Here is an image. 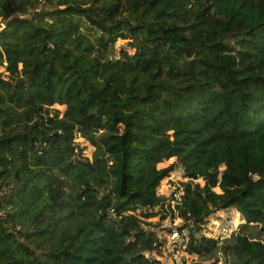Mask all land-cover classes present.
Listing matches in <instances>:
<instances>
[{
    "label": "trees",
    "instance_id": "obj_1",
    "mask_svg": "<svg viewBox=\"0 0 264 264\" xmlns=\"http://www.w3.org/2000/svg\"><path fill=\"white\" fill-rule=\"evenodd\" d=\"M153 217L264 264V0H0V264H160Z\"/></svg>",
    "mask_w": 264,
    "mask_h": 264
},
{
    "label": "rangeland",
    "instance_id": "obj_2",
    "mask_svg": "<svg viewBox=\"0 0 264 264\" xmlns=\"http://www.w3.org/2000/svg\"><path fill=\"white\" fill-rule=\"evenodd\" d=\"M119 46L120 43H116ZM2 69V68H1ZM57 109H59L60 113H62L65 109V106L55 105ZM81 145L84 147L83 153L88 157L91 156L92 147L88 144L87 141H83L81 137L76 139ZM172 158L169 159L166 163L159 164L160 167H166L172 162ZM186 178L182 176L180 171H172L169 177L164 178L161 181L160 187L158 188V193L161 195L168 196L172 193L179 195L182 193V182H185ZM213 191L218 196L221 191L219 187L213 188ZM219 218H211L208 226H207V235H211L213 237H217L219 240L229 239L232 237L233 233H236L240 230V224L243 223V219L240 213L235 209L229 210H220ZM148 221L152 223L159 222L157 227V234L165 237L166 243L162 246V254L157 255L154 253L155 257L160 260V264H195L198 260L196 256L192 254H187L183 251L182 248L178 245L176 248L174 245H170L169 236L166 228L170 227V229H175L180 224V219L176 218L175 220L170 221L167 219L166 228L163 227V221L159 220L158 217H153L148 219ZM157 226V225H156ZM221 264V263H217Z\"/></svg>",
    "mask_w": 264,
    "mask_h": 264
},
{
    "label": "built area",
    "instance_id": "obj_3",
    "mask_svg": "<svg viewBox=\"0 0 264 264\" xmlns=\"http://www.w3.org/2000/svg\"><path fill=\"white\" fill-rule=\"evenodd\" d=\"M163 227L166 228L167 225V219L163 220ZM170 228V227H168ZM168 236H169V242L170 245H174V247L176 248L178 245L180 247H185L187 242H188V230L187 228H183L181 230L175 228L172 229L168 232Z\"/></svg>",
    "mask_w": 264,
    "mask_h": 264
}]
</instances>
